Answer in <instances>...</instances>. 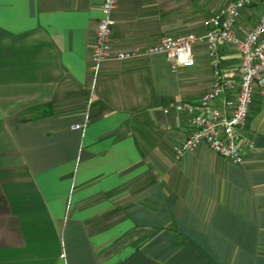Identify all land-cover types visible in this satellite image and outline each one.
<instances>
[{"label": "crops", "instance_id": "crops-1", "mask_svg": "<svg viewBox=\"0 0 264 264\" xmlns=\"http://www.w3.org/2000/svg\"><path fill=\"white\" fill-rule=\"evenodd\" d=\"M102 4L0 2V264H264V98L241 129L255 144L244 164L206 144L177 159L192 126L174 108L211 91L207 49L193 68L159 53L95 75ZM230 4L118 0L113 49L200 35ZM259 11H243L241 30ZM219 54L238 80V51Z\"/></svg>", "mask_w": 264, "mask_h": 264}, {"label": "built area", "instance_id": "built-area-1", "mask_svg": "<svg viewBox=\"0 0 264 264\" xmlns=\"http://www.w3.org/2000/svg\"><path fill=\"white\" fill-rule=\"evenodd\" d=\"M118 0H103L101 17L97 23L96 43L91 55V70L98 75L107 60L131 61L163 53L175 70L195 66V48L205 46L212 66V89L195 104L177 105L174 110L190 115L192 133L178 148L176 158L206 144L217 155L242 165L255 144L245 138L241 129L252 109L258 91L264 98V0H231L230 6L218 10L204 20V32L184 36H163L148 46L114 50L113 12ZM258 7L257 21L250 30H241L243 11ZM224 44L238 51L239 78L228 77L223 69L219 46ZM221 100L217 108L213 101ZM166 114L170 109L165 110ZM74 129H80L77 125Z\"/></svg>", "mask_w": 264, "mask_h": 264}, {"label": "snow or ice", "instance_id": "snow-or-ice-1", "mask_svg": "<svg viewBox=\"0 0 264 264\" xmlns=\"http://www.w3.org/2000/svg\"><path fill=\"white\" fill-rule=\"evenodd\" d=\"M0 2H2V0H0Z\"/></svg>", "mask_w": 264, "mask_h": 264}]
</instances>
